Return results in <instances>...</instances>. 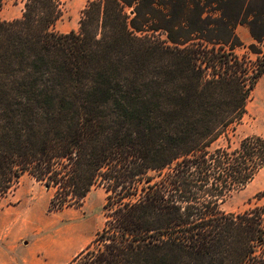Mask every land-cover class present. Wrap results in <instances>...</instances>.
<instances>
[{"label": "trees", "instance_id": "obj_1", "mask_svg": "<svg viewBox=\"0 0 264 264\" xmlns=\"http://www.w3.org/2000/svg\"><path fill=\"white\" fill-rule=\"evenodd\" d=\"M62 5L0 20V200L24 174L47 212L102 187L69 264H264V207L220 209L264 169V136L229 137L264 75V0H88L67 33Z\"/></svg>", "mask_w": 264, "mask_h": 264}, {"label": "rangeland", "instance_id": "obj_2", "mask_svg": "<svg viewBox=\"0 0 264 264\" xmlns=\"http://www.w3.org/2000/svg\"><path fill=\"white\" fill-rule=\"evenodd\" d=\"M23 2L24 0H3L0 20L11 21L19 18ZM80 5L81 3L73 4L72 0H63L62 13L54 29L58 32L76 30L83 8ZM237 30L240 33L241 28ZM244 30L248 36L247 29ZM242 43L243 47L235 48V54L254 61L256 56L247 49L251 42ZM259 47L264 51V43ZM247 136H264V75L258 79L250 94L246 103V114L229 133L231 146H236ZM224 145L225 141L221 138L213 147ZM51 193L52 191H46L29 175H22L15 189L0 200V234L24 232V214H27L28 223L35 226L28 239L30 241L33 239L34 231L39 247L43 249L41 264H48L49 255L52 256L56 252L57 254L53 256L56 264H69L102 228L105 220L102 205L106 192L102 187L95 186L79 208L47 212ZM254 207H264V169L260 170L243 189L232 193L220 205V209L226 213H239Z\"/></svg>", "mask_w": 264, "mask_h": 264}, {"label": "crops", "instance_id": "obj_3", "mask_svg": "<svg viewBox=\"0 0 264 264\" xmlns=\"http://www.w3.org/2000/svg\"><path fill=\"white\" fill-rule=\"evenodd\" d=\"M72 1L73 4L81 3L80 6L82 8L88 0ZM239 27L241 28L240 33L237 32L239 31L237 30ZM244 29L246 28L238 26L236 28L237 36L241 41L252 42L251 37L249 35L247 36ZM32 229H35V226L28 223L27 214H24V232L0 234V264H41L40 258L43 249L39 247V242L34 231L33 239L31 241L28 239ZM56 254L57 252L52 256L49 255L48 264H56L53 257Z\"/></svg>", "mask_w": 264, "mask_h": 264}]
</instances>
